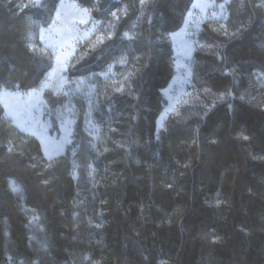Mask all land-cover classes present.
<instances>
[{
    "label": "trees",
    "instance_id": "trees-1",
    "mask_svg": "<svg viewBox=\"0 0 264 264\" xmlns=\"http://www.w3.org/2000/svg\"><path fill=\"white\" fill-rule=\"evenodd\" d=\"M79 1L106 34L81 72L125 53L126 76L100 79L104 148L79 136V178L69 151L47 160L0 103V264H264L262 0H230L225 21L203 24L196 91L160 135L170 34L193 0ZM59 2L0 0V88L34 87L51 68L39 31Z\"/></svg>",
    "mask_w": 264,
    "mask_h": 264
},
{
    "label": "rangeland",
    "instance_id": "rangeland-1",
    "mask_svg": "<svg viewBox=\"0 0 264 264\" xmlns=\"http://www.w3.org/2000/svg\"><path fill=\"white\" fill-rule=\"evenodd\" d=\"M229 2L230 0H193L181 27L170 34L175 73L169 84L162 89L164 103L157 119L159 135L165 129L169 117L191 100L196 91L193 83L194 55L203 24L206 21H225L223 17L214 18L212 13H219L218 6L224 4L227 17ZM201 7L205 9L203 13ZM102 22V19L93 15L90 7L79 0H60L52 21L43 25L39 31L42 47L52 58L51 68L34 87L0 88V103L4 107L5 117L16 126L21 124L26 130L17 127L23 132L38 138L47 160L49 159L45 154L46 150L53 155L52 160L69 151L70 157H73L75 178H79L82 173L78 160L74 161V155L76 158L79 149V136H84L94 151H102L104 148L103 135L107 128L95 113L100 79L109 84H121L127 72L121 67L126 66L128 62L125 53L113 54L99 68L81 72L80 66L88 50H93L106 39ZM173 34L180 35L174 38ZM121 59L125 62L120 63ZM178 64L190 68L191 76L187 77L186 69L178 67ZM104 73H107V76L102 75ZM45 82L50 86L42 88ZM33 89L37 90V94L30 97L28 93ZM173 104L176 106V112H166ZM161 123L163 127H160ZM89 164L92 166V177L97 168L91 162ZM15 184L20 191V186Z\"/></svg>",
    "mask_w": 264,
    "mask_h": 264
},
{
    "label": "snow or ice",
    "instance_id": "snow-or-ice-1",
    "mask_svg": "<svg viewBox=\"0 0 264 264\" xmlns=\"http://www.w3.org/2000/svg\"><path fill=\"white\" fill-rule=\"evenodd\" d=\"M141 3H143V0H141ZM36 6H40V0H36ZM196 7H200V5H195ZM262 6H264V0H262ZM24 7H27V5H25ZM219 9H220V12L219 13H216V12H213L212 13V16L214 17V18H219V17H223V18H227L226 17V15H225V13H224V7H225V5L224 4H220L219 6ZM205 11V9L203 8V7H201V12L203 13ZM85 12H86V10H85ZM57 15H59V13H57ZM189 15L191 16V13H189ZM43 31V30H42ZM176 35H180V34H173V37L175 38V36ZM124 37L126 38V39H129V40H131L133 37L132 36H130L129 35V33H124ZM41 39H43V36H41ZM186 57H187V54H186ZM125 61L123 60V59H121L120 60V63H124ZM178 67H184L185 69H186V76L187 77H190L191 76V70H190V68H188L186 65H180V64H178ZM109 71H111V66H109ZM102 75H105V76H107V73H104V74H102ZM50 85L47 83V82H45L43 85H42V88L43 87H49ZM122 90V88H118L117 89V91H121ZM205 91H208L207 89L205 90ZM37 94V90L36 89H33L31 92H29L28 93V95L31 97V96H34V95H36ZM228 95H231V93H229ZM224 97H223V94H221V96H220V99H223ZM177 103H179V101H177ZM166 112H173V113H175L176 112V106H175V104H173V105H171L167 110H166ZM8 115H12V113H8ZM17 126L18 127H21V129L22 130H26V129H24L23 128V126L21 125V124H17ZM160 127H163V124L161 123L160 124ZM91 134H93V133H90V135ZM158 138V137H157ZM244 139H248V137H244ZM93 147H95V145H93ZM9 150H11V149H9ZM45 154L48 156V159L49 160H52V158H53V155L52 154H50V153H48L47 152V150H46V152H45ZM78 167V166H77ZM88 167H89V169H91L92 168V166H91V164H89L88 165ZM74 175H75V173H74ZM89 175H91V171L89 172ZM169 187H171V185H168ZM12 190L13 191H19V188H18V186L15 184V182L13 181L12 182ZM220 203V201L218 200L217 201V204H219ZM96 227H101V225H96ZM213 239H216V237H213Z\"/></svg>",
    "mask_w": 264,
    "mask_h": 264
}]
</instances>
